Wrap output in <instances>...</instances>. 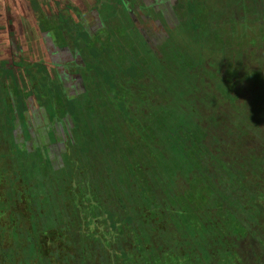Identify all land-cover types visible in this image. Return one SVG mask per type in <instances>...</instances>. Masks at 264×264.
Instances as JSON below:
<instances>
[{
    "label": "trees",
    "instance_id": "obj_1",
    "mask_svg": "<svg viewBox=\"0 0 264 264\" xmlns=\"http://www.w3.org/2000/svg\"><path fill=\"white\" fill-rule=\"evenodd\" d=\"M171 41L150 65L171 60L177 83L141 56L118 72L96 52L82 72L105 133L83 127L60 170L43 157L13 179L0 169V264H264V45L258 85L251 66L207 73L204 56L191 71Z\"/></svg>",
    "mask_w": 264,
    "mask_h": 264
},
{
    "label": "crops",
    "instance_id": "obj_2",
    "mask_svg": "<svg viewBox=\"0 0 264 264\" xmlns=\"http://www.w3.org/2000/svg\"><path fill=\"white\" fill-rule=\"evenodd\" d=\"M211 1L213 2L211 3ZM248 1L246 4L243 0H186V3L183 4L180 0H113V2L111 0H0V21L7 19L6 25H10V19H14L13 30H10L8 35L20 37L19 44L13 47L14 53L12 55L9 53V57L17 55L21 59L31 54L36 57L50 56L52 60L55 59L52 62V72L55 75L51 77L46 65L42 62L13 61L11 62L12 66L18 68L25 63L27 67L24 71L40 72L46 79H55L58 82L57 87L64 83L67 87L62 96L54 95L48 104L44 103L40 99L42 97L35 91L36 83L32 84L31 92L26 91V78L12 70L11 65L4 57L7 52L0 47V169H6L8 175L13 174L9 176L13 179L16 178L18 172L25 169L26 162H28L26 167L29 168L30 162H34V159L40 162V157H43V162L52 167L48 150L51 147L50 144H54L60 135L64 139L62 144L65 150L67 148L68 154L71 147L69 143L77 140L79 133H85L86 130L83 127L90 128L92 133H95L96 129L98 133H105L98 130L102 128L101 122L95 127L93 116L97 120L101 116V119L107 121V111L101 105L97 104L96 106L90 101L89 89L82 72V69L86 67L85 61L90 60L92 54L97 55L96 52H100L99 57L103 52L112 51L110 53L112 56L109 55L112 58L109 64L111 69L118 72L119 62L128 64L132 61L133 54L137 55L135 58L141 56L147 60L145 61L148 63L147 70L152 67V72L154 71L157 76L164 75L165 79H168L166 81L175 84L177 83L175 65L167 67V65H171V60L168 59L166 65L162 64V60L161 63L153 61L157 66L150 65L152 54L160 60L164 44L172 39L171 43H174L175 47H181L185 58L189 60L186 63H189L191 71L195 73L199 71L194 64L199 63L198 61L203 56L207 61L204 64L207 73L219 72L220 75L224 74L227 77H230L233 72H237L239 75L245 73L249 56L246 53V48L249 45L246 41L244 45L240 41L230 42L231 36L224 34V31L228 29L229 19L239 20L237 19V10H241V7L244 6L246 11L247 5H250L254 10L264 6V0ZM187 4H190L192 9L195 8V11L189 14L186 10ZM219 4L222 5V9L228 10L229 14L232 13V15H228L229 22L226 24L216 23L226 13L219 17L208 15L205 20V30L198 33L196 26L202 25V23L197 20L196 9L200 10L202 7L207 8ZM165 9L171 12L176 26L173 27L172 35L168 31L166 32L167 27H164L165 32L162 33L164 35L160 38V42L156 46L157 49L152 48L150 40L148 41L141 32L142 26L146 25L147 20L158 17V12L162 13ZM175 11H185L188 14L186 18L188 20L184 24L177 21L180 18L179 12L175 13ZM68 12L73 13L75 17L68 16ZM261 16L262 12L260 15H253L254 26L258 24ZM75 18L78 21L74 23ZM80 19L88 21L81 23ZM91 19L93 22L88 23ZM261 27L264 31L263 22ZM181 30L182 32H179ZM144 31L146 32V30ZM178 32L181 34L182 40L181 37L173 35ZM262 37L264 39L260 32V39ZM144 45L151 49L149 54L141 53V48L143 49ZM213 47L214 50H212ZM252 47L255 50L251 60H255L257 66L256 69L254 68L253 74H256L257 84L261 85V50L256 45ZM260 48L262 49V42ZM238 62L241 64H237ZM214 75L218 76V74L211 76ZM27 79L31 84L29 78ZM253 82L251 80L248 83ZM246 83L245 80L242 81L243 88L247 86ZM31 95L39 101L38 104L42 108L35 114L29 110ZM71 103L77 106V116L74 118L70 114ZM78 116L82 122L80 128L77 123H74L78 120ZM91 123H93V127H90ZM106 125L111 128L108 124ZM118 128L121 127L115 121L114 129ZM17 133L23 134L24 142L21 144L16 140ZM37 133H45L49 145L44 144L45 146L42 145L41 149L32 145V148L26 149L28 141H37ZM120 133L131 132L128 129H122ZM65 156L58 162L61 164L65 162ZM29 164L30 166H28ZM15 167L18 168V171L14 169ZM18 176L20 175L18 174ZM9 179L8 181H11ZM20 181L22 182V179Z\"/></svg>",
    "mask_w": 264,
    "mask_h": 264
},
{
    "label": "rangeland",
    "instance_id": "obj_3",
    "mask_svg": "<svg viewBox=\"0 0 264 264\" xmlns=\"http://www.w3.org/2000/svg\"><path fill=\"white\" fill-rule=\"evenodd\" d=\"M111 1L113 2V0H111ZM180 1L183 4L186 3V0H180ZM198 1H202V0H198ZM112 2H110V3H112ZM212 2L213 1H211V3ZM243 2H246V4H247L249 1L248 0H243ZM219 5L222 6L221 4H219ZM212 7H214V5ZM194 9H192L190 4L186 5V10L189 12V14L194 12L195 11ZM168 11H165V15H163V13H161L160 11L157 14V16L158 15L159 16L156 17V19L160 22L161 27H159V25L156 22L155 23L153 22V19H155V17H153V19H151V20H147L146 25L142 26V29L146 30V33H148V38L150 40L149 42H150V45H151L152 48H156L157 49L156 46L159 44V42H160L159 40L162 37V35H164L162 33H164L165 31L166 32L168 31V33L170 35H172L171 33L174 30L173 27L176 26V25H174V24H176V21L173 20V18L171 17V15H172L171 12L170 11L168 12ZM237 11H238L237 12V16H238L237 19H239V20L229 19L230 20V22H229L227 20L229 18L228 15H232V13H230V14L228 13L225 16L221 17L220 21H217L216 23H218V24H220V23L226 24V23L229 22L228 29L224 31V34H228V35L231 36L230 42H232V41H235V42L240 41L244 45V42L246 41V43L249 45L246 48V52L252 53L255 50L254 47H252V46H255V45L261 50V48H260L261 42L264 45L263 37L260 39V32H261L262 36H264V31H263V29H261L262 28L261 27L262 22H263V27H264V21H263V18H264V6H261V7L257 8V10H254L252 7H250V5H247L246 6V11H245V7L244 6L241 7V10H237ZM145 12H146V10H145ZM177 12H179V17H180L177 21H179L180 23L184 24L188 20V19H186L188 17V14L185 11H175V13H177ZM261 12H262V16L259 17L258 24L256 26H254L252 17H253V15H256V14L260 15ZM249 13H252L253 15L252 14L250 15ZM67 15L70 16V17H75V15L73 13L71 14L70 12H68ZM9 18H10V16H9ZM13 20L10 19V23H9L10 25H6L7 19H3L2 21H0V28H1L0 34H3V36H0V47L4 51L7 52V54L4 55V57L7 60V63L11 65L12 70H14L16 74H19V75L23 76V75H25L24 74V70L27 67V66H25V63L22 64L20 67L16 68V67L12 66L11 62H13V61H21V60H23L26 63H30V61L31 62H42V64L46 65L48 74L51 77H53L55 75V73L52 72V70H53L52 62L55 59L52 60V58L50 56H48V57H36L34 54H31L30 55L31 57L30 56H26V57L21 58V59L17 55H15V56H13L11 58L9 57V53L11 55L14 53V48L13 47H16V45H18L19 42H20V37L16 38V37H10L8 35V32L10 30H13V27H14V24H15ZM77 21L78 20L76 18L73 20L74 23L77 22ZM85 21H88V20H84L83 21V20L80 19L81 23H83ZM238 21H241V22L239 23ZM92 22H93V20L91 19L88 23H92ZM142 22H144V21H142ZM141 25H138V26H141ZM199 26L200 25L196 26V30H197L198 33L201 31V28ZM164 27H167V29H165V31H164ZM179 32H182V30L179 31ZM179 32L175 33L173 35L181 37V40H182L183 38H182V36H181V34ZM255 42H257V43H255ZM212 50H214V47L212 48ZM65 59H66V57H65ZM246 66H251V67H253L255 69L257 68L255 60L250 62V63H247ZM252 71H254V69ZM27 78H26V81H27L26 91L27 92H31L32 88H33L32 84L35 83V81L33 80L32 84H30V82L28 81ZM106 80H108V79H106ZM112 85H113V87L117 86L116 83H112ZM36 87L38 88L37 84H36ZM56 90L58 92H60V94H61V95H59V94L57 95L59 97L62 96L65 93V90H64V88H63V86L61 84H59V86L56 88ZM257 92H258V90L255 93H257ZM39 95L40 96L42 95V91L40 92ZM110 99H111V101H113V103H112L113 106L112 105L111 106L114 108V110L116 112H118V113H120L122 115H125V114L128 113V110L125 109L122 104H118L119 102L116 101V99L113 100L112 96L110 97ZM29 102H30L29 110L31 111L32 114L38 113L40 111V109H42L41 106L38 104L39 101L33 95H31ZM76 110H77V106L74 105V103H71L70 104V114H72L71 115L72 118H74V116H77V111ZM127 119H128V117H127ZM74 123L75 124L77 123L79 125V128L81 127L82 123H81V119H80L79 116H78V120L75 121ZM42 135H43V137H42ZM15 137H16V140L18 141V143L21 144L22 142H24V138H23V134L22 133H17ZM63 141H64V139H63L62 135H60L58 140L54 141V144H50L51 147L48 150V153L51 156V157L49 156V158H50V160L52 162L53 167H56L58 169H59V167L62 168V165L64 166V164L66 163V162H63L61 164L58 161L59 160L61 161L63 156L68 155L67 152H66L67 148L65 150V148H64V146L62 144ZM44 144L49 145V141H48V138L46 137L45 133H37V141L36 142H35V140L34 141H28L26 143V146H27L26 149L32 148V145H34L35 147L41 149V148H43L42 145H44ZM46 155H47V153H46ZM46 155H45V157H46ZM28 166H30V164ZM14 169L18 171L17 167H15ZM18 174L23 176V174H21V172H18ZM12 175L13 174H11L10 176H12ZM51 189L53 191L54 190H56V191H62L63 190L65 192H67V190L65 189V187L63 185H59V186L57 185V186L52 187ZM65 198L68 199V196H65L64 192H63V199H65ZM247 198H248V194H247ZM59 199L61 200V197H59Z\"/></svg>",
    "mask_w": 264,
    "mask_h": 264
},
{
    "label": "flooded vegetation",
    "instance_id": "obj_4",
    "mask_svg": "<svg viewBox=\"0 0 264 264\" xmlns=\"http://www.w3.org/2000/svg\"><path fill=\"white\" fill-rule=\"evenodd\" d=\"M165 11H168V9H165V10H163V15H165ZM169 12V11H168ZM227 14V13H229V11L228 10H223L222 9V6H220V5H214V7H207V8H201L200 10L199 9H196V16H197V20H199V22H201L202 23V25L204 26V28L206 27V22H205V20H206V17H208V15H211V16H217V17H219V16H221V15H223V14ZM153 22L155 23H157L158 25H159V27H161V24H160V22L156 19V17H155V19H153ZM205 29H202L201 28V31H204ZM141 32H142V34L146 37V39L149 41V38H148V33H146L144 30H141ZM28 77V76H27ZM26 77V78H27ZM80 78H81V75L79 76ZM53 81V83L55 84V86H56V84L58 83L55 79L54 80H52ZM52 81H51V83H52ZM32 84V83H31ZM59 86V85H58ZM63 88H64V90H65V88H67L66 87V84L64 83L63 85ZM36 93H38V95L40 94V92L42 91V95H41V97L42 98H40L44 103H49V100L51 101L52 99H53V96L55 95V94H53V93H50V92H48V91H45V93H44V91L43 90H40V87H36ZM56 102H58L57 100H56ZM52 168L54 169V170H60L61 168L59 167V169L58 168H56V167H53L52 166Z\"/></svg>",
    "mask_w": 264,
    "mask_h": 264
},
{
    "label": "water",
    "instance_id": "obj_5",
    "mask_svg": "<svg viewBox=\"0 0 264 264\" xmlns=\"http://www.w3.org/2000/svg\"><path fill=\"white\" fill-rule=\"evenodd\" d=\"M24 74H25V75H23V76H24V78H26V77H27V73H26V71H24ZM38 87H40V88H41V86H40V85H38Z\"/></svg>",
    "mask_w": 264,
    "mask_h": 264
}]
</instances>
